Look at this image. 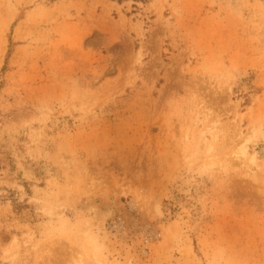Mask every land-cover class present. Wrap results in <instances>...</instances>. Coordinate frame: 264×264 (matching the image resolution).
<instances>
[{
  "label": "rangeland",
  "instance_id": "rangeland-1",
  "mask_svg": "<svg viewBox=\"0 0 264 264\" xmlns=\"http://www.w3.org/2000/svg\"><path fill=\"white\" fill-rule=\"evenodd\" d=\"M0 264H264V0H0Z\"/></svg>",
  "mask_w": 264,
  "mask_h": 264
}]
</instances>
